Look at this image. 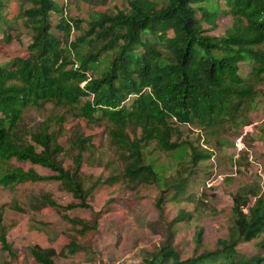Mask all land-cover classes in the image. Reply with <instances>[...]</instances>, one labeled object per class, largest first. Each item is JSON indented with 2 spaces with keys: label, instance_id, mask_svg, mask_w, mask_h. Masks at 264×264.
<instances>
[{
  "label": "trees",
  "instance_id": "obj_1",
  "mask_svg": "<svg viewBox=\"0 0 264 264\" xmlns=\"http://www.w3.org/2000/svg\"><path fill=\"white\" fill-rule=\"evenodd\" d=\"M80 1L90 7L85 32L81 20L68 18L66 6L56 0H0L3 38L12 41L19 21L30 35L25 56L0 65V157L49 168L55 176L37 178L58 180L87 207L98 182L83 186V139H75L78 152L73 168L66 169L59 133L46 122L36 130L24 124L27 108L69 106L92 123L106 124L126 177L156 184L161 199L181 191L188 178L182 167L186 155L193 165L210 155L182 140L180 126L222 128L264 84V0H128L116 12L104 9L108 0ZM11 3L17 5L13 17ZM53 13L59 16L55 25ZM225 15L233 19L225 34H210ZM75 30L80 33L74 37ZM152 143L170 155V165L146 160L145 147ZM172 166L177 177L163 181ZM35 177L14 169L0 175V184ZM233 202L235 225L215 251L182 259L166 244L142 264H264V257L248 258L237 250L264 233V199L250 189L235 194ZM2 241L6 244L4 234ZM30 252L38 264H56L53 248L33 246Z\"/></svg>",
  "mask_w": 264,
  "mask_h": 264
},
{
  "label": "rangeland",
  "instance_id": "obj_2",
  "mask_svg": "<svg viewBox=\"0 0 264 264\" xmlns=\"http://www.w3.org/2000/svg\"><path fill=\"white\" fill-rule=\"evenodd\" d=\"M56 1L66 6L68 18L81 20L83 32L88 29V5L80 0ZM127 4L128 0H108L104 9L116 12ZM8 11L13 17L16 3H11ZM51 20L55 25L59 16L53 13ZM232 23L230 15L222 16L210 34L223 36ZM79 33L75 30L74 37ZM11 35L9 43L0 28L1 66L24 57L30 44L22 21ZM42 122L59 133L64 147L60 159L66 169L73 168V156L78 152L75 139H83L87 146L83 186L88 189L97 182L98 186L88 198V206H81L58 180L37 178L55 176L49 168L0 157V175L19 169L36 176L14 186L0 184V264H38L30 252L33 246L55 249L56 264H142L166 244L186 259L215 251L219 241L228 238L235 225V194L258 189L264 199V84L258 86L253 102L242 105L241 115L222 128L209 131L195 125L180 126V138L210 156L193 165L187 154L182 166L184 177L188 176L186 187L172 190L166 199H161L156 184H136L124 175L126 164L113 147L106 124L92 123L69 106L47 103L42 108L25 109L28 130H36ZM144 152L146 160L156 164L166 166L172 161L154 143ZM177 175L172 166L163 181ZM49 201L57 206L52 207ZM263 241L264 233L239 244L237 250L248 258L264 257ZM71 242L76 244L71 246Z\"/></svg>",
  "mask_w": 264,
  "mask_h": 264
}]
</instances>
